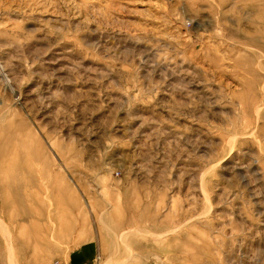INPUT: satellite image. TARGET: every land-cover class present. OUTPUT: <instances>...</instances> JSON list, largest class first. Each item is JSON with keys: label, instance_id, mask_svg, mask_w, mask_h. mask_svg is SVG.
<instances>
[{"label": "rangeland", "instance_id": "obj_1", "mask_svg": "<svg viewBox=\"0 0 264 264\" xmlns=\"http://www.w3.org/2000/svg\"><path fill=\"white\" fill-rule=\"evenodd\" d=\"M264 264V0H0V264Z\"/></svg>", "mask_w": 264, "mask_h": 264}, {"label": "crops", "instance_id": "obj_2", "mask_svg": "<svg viewBox=\"0 0 264 264\" xmlns=\"http://www.w3.org/2000/svg\"><path fill=\"white\" fill-rule=\"evenodd\" d=\"M93 257V252L90 247H81L70 253L68 257V264H88Z\"/></svg>", "mask_w": 264, "mask_h": 264}]
</instances>
